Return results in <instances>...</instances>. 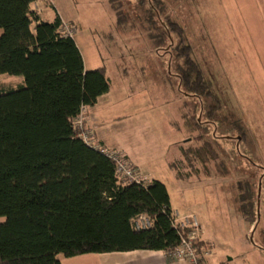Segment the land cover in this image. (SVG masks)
<instances>
[{
  "label": "rangeland",
  "instance_id": "1",
  "mask_svg": "<svg viewBox=\"0 0 264 264\" xmlns=\"http://www.w3.org/2000/svg\"><path fill=\"white\" fill-rule=\"evenodd\" d=\"M158 2L54 0L39 10L75 28L86 70L106 69L110 90L90 111L94 125L147 184L162 181L172 205L198 215L212 264H264V0ZM188 59L207 94L184 84ZM21 80L0 75L7 88ZM189 148L195 156L180 166L190 175L176 177L169 163Z\"/></svg>",
  "mask_w": 264,
  "mask_h": 264
},
{
  "label": "trees",
  "instance_id": "2",
  "mask_svg": "<svg viewBox=\"0 0 264 264\" xmlns=\"http://www.w3.org/2000/svg\"><path fill=\"white\" fill-rule=\"evenodd\" d=\"M36 1L0 0V75L24 78L17 88L0 84V264H62L61 256L174 249L187 233L172 223L165 183L120 180L115 163L75 129L82 108L110 90L106 69L86 70L74 37L61 33L60 15L42 20ZM109 1L116 7L121 0ZM186 65L187 89L207 94L198 65L191 59ZM182 155L171 164L179 176L186 175L180 165L195 150L182 149ZM245 199L243 217L253 220L251 191ZM143 214L152 226L138 230L134 221Z\"/></svg>",
  "mask_w": 264,
  "mask_h": 264
},
{
  "label": "built area",
  "instance_id": "3",
  "mask_svg": "<svg viewBox=\"0 0 264 264\" xmlns=\"http://www.w3.org/2000/svg\"><path fill=\"white\" fill-rule=\"evenodd\" d=\"M37 0L35 8L39 7ZM48 5H54V0H45ZM61 33L65 36L74 37L75 28L69 23L63 21ZM85 111L83 107L80 115L74 119L73 124L79 135L89 146L101 151L115 163L116 176L126 183L147 184L148 177L144 175L137 167L133 165L128 156L120 150L109 149L105 147L96 137L95 133L85 126ZM172 223L178 230L185 231L186 236L181 238L177 247L170 251H166L169 258L175 260H183L187 264H208V259L213 254V248L205 243V246H199L204 233L198 215L194 212L182 213L179 210H171ZM136 229H147L152 226L151 218L146 215L138 216L134 221Z\"/></svg>",
  "mask_w": 264,
  "mask_h": 264
},
{
  "label": "crops",
  "instance_id": "4",
  "mask_svg": "<svg viewBox=\"0 0 264 264\" xmlns=\"http://www.w3.org/2000/svg\"><path fill=\"white\" fill-rule=\"evenodd\" d=\"M41 3H43V2L39 0V3H38L39 8L38 9H40ZM39 14H40V17L42 20H45V21H52L53 20L52 15L47 11L44 12L42 10L41 11L39 10ZM59 15H60L61 19L63 21H65L64 17H62L61 14H59ZM54 17H55V15H54ZM77 45H78V43H77ZM85 68H86V66H85ZM21 82L23 83L24 80H21ZM102 97H104V96H102ZM102 97L100 96L98 101L100 99H102ZM98 101H97V103H98ZM94 106H96V105H94ZM94 106L86 107L85 126H87L90 130H92L95 133L98 140L105 147H107L109 149L119 150L120 147L117 144L112 145L111 142L108 141L107 138H103L104 136L102 135V132L99 133L97 126L94 125L95 119L90 117V111L92 109H94ZM181 154H182V152H181ZM128 158H130V157L128 156ZM181 159H183V155H180L179 157L178 156L175 157V159L169 163L170 167L172 166L171 164L173 162H176V161L181 160ZM131 162L133 163V165L135 167H137L141 171V168L138 165H136L132 160H131ZM173 171L175 172L176 177L179 176L177 174V171H175V169H173ZM151 172H152L151 173L152 175L155 174L153 171H151ZM186 175L188 176L187 173H186ZM171 204H172V202H171ZM172 208L179 210L182 213H188V212L181 211L179 208L175 207L174 205H172ZM203 235H204V233H203ZM202 241H204L205 243L212 246V243L209 240H207L206 238L204 239V236L202 238ZM70 259H76V260H73L74 262L72 264H187L183 260H175V259L169 258L165 251H156V250H134V251H124V252L88 253V254H83V255H79V256H75V257H70ZM61 261H62V264H65L63 259H61ZM208 264H212L211 257L208 259Z\"/></svg>",
  "mask_w": 264,
  "mask_h": 264
}]
</instances>
